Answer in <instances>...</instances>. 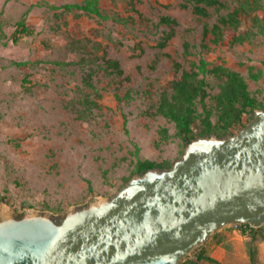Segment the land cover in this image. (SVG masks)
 <instances>
[{"label":"rangeland","instance_id":"obj_1","mask_svg":"<svg viewBox=\"0 0 264 264\" xmlns=\"http://www.w3.org/2000/svg\"><path fill=\"white\" fill-rule=\"evenodd\" d=\"M80 1L0 0V205L15 214L60 215L111 196L137 158L170 164L179 158L185 145L173 124L153 114L159 92L179 76L173 62L183 69L199 59L209 67L223 65L264 101V32L242 17L238 32L249 31L247 39L229 47L234 32L227 29L219 44H210L203 26L214 23L216 14L208 8V17L196 16L189 0H98L101 10L120 17L115 22L43 4L25 16L33 33L12 42L15 22L30 4ZM160 16L176 21L174 35L161 51L156 43L168 28L158 23ZM185 41L190 54L183 52ZM103 54L119 62L121 76L104 70ZM22 61L26 64H14ZM88 67L94 71L95 92L82 81ZM24 76L30 84L22 83ZM116 93L129 96L117 102ZM161 128L166 139L159 135ZM199 248L216 262L198 264H264V241L242 233L238 223L217 229Z\"/></svg>","mask_w":264,"mask_h":264},{"label":"water","instance_id":"obj_2","mask_svg":"<svg viewBox=\"0 0 264 264\" xmlns=\"http://www.w3.org/2000/svg\"><path fill=\"white\" fill-rule=\"evenodd\" d=\"M264 232V110L233 134L197 137L169 168L60 215L0 205V264H180L217 229Z\"/></svg>","mask_w":264,"mask_h":264},{"label":"trees","instance_id":"obj_3","mask_svg":"<svg viewBox=\"0 0 264 264\" xmlns=\"http://www.w3.org/2000/svg\"><path fill=\"white\" fill-rule=\"evenodd\" d=\"M191 2L192 12L200 17L209 16L208 8H212L216 14V20L210 26H203V35H209V43L219 44L223 40L224 31L229 29L234 32L227 41L229 47L242 43L249 37L250 32H238L242 17L247 18L251 25L258 28V32H264V5L262 0H231L232 4L221 0H189ZM45 5L49 9H62L65 12L81 11L84 14L94 15L99 19L120 21V17L110 15L100 9L98 0H82L74 3H63L52 5L48 3L35 2L30 4L22 16L15 22V28L12 34V42L16 43L20 38L29 36L33 29L28 26L25 20L27 12L37 6ZM262 11V17L257 12ZM224 11V12H222ZM253 13V15H251ZM158 23L165 25L168 29L158 38L156 47L161 51L167 42L174 35V25L176 21L169 16H160ZM201 46L205 47L204 43ZM184 54H190L189 44L182 43ZM163 56L168 57L163 53ZM104 70L109 74L121 76L123 70L116 59L107 58L105 54L101 56ZM155 62V60L153 61ZM52 63L63 66L65 62L53 61ZM16 65H25L26 62H14ZM174 70H180L178 78L169 82L168 86L158 94L154 105L153 114L161 115L167 121L173 124L175 135L183 145L197 137L216 136L218 138L227 137L238 129L243 127L249 121L255 109L264 110V101L258 100L254 94H251L244 79L235 71L223 65H214L209 67V63L204 59H199L193 67L189 69L180 68V64L173 62ZM264 69V64H263ZM92 67H88L82 81L86 87L94 90L91 82L93 75ZM260 73V71H258ZM210 77V81L206 80ZM254 80L258 78L257 74H250ZM127 79V77H125ZM23 84H30L27 76L22 79ZM25 91L30 88L23 86ZM97 97L100 95L96 94ZM117 102L128 98L126 93L120 97L114 94ZM87 105L97 106L96 101L83 99ZM159 135L166 139V130L161 128ZM137 150V149H136ZM168 161L156 162L148 159H136L133 169L125 182L134 174H142L150 168H169ZM241 232L247 234L250 238L258 235L264 241V232L261 228H252L248 224H239ZM216 262L212 257L205 255L199 248L193 255L187 257L181 264H198L199 261Z\"/></svg>","mask_w":264,"mask_h":264},{"label":"built area","instance_id":"obj_4","mask_svg":"<svg viewBox=\"0 0 264 264\" xmlns=\"http://www.w3.org/2000/svg\"><path fill=\"white\" fill-rule=\"evenodd\" d=\"M184 260H185V259H184ZM184 260H183V261H184ZM183 261H181L180 264H181Z\"/></svg>","mask_w":264,"mask_h":264},{"label":"bare ground","instance_id":"obj_5","mask_svg":"<svg viewBox=\"0 0 264 264\" xmlns=\"http://www.w3.org/2000/svg\"><path fill=\"white\" fill-rule=\"evenodd\" d=\"M4 207V206H3ZM5 208V207H4Z\"/></svg>","mask_w":264,"mask_h":264}]
</instances>
